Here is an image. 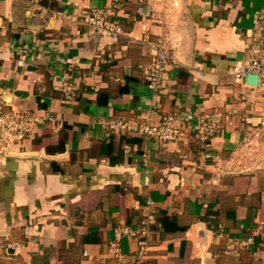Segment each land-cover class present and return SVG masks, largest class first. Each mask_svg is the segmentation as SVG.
Here are the masks:
<instances>
[{
	"label": "crops",
	"instance_id": "crops-1",
	"mask_svg": "<svg viewBox=\"0 0 264 264\" xmlns=\"http://www.w3.org/2000/svg\"><path fill=\"white\" fill-rule=\"evenodd\" d=\"M91 8L112 11L123 34L83 24ZM262 10L264 0H0V102L35 116L24 137L0 131V264H120L114 230L136 227L147 199L156 221L140 264H264V90L232 74L253 56ZM153 45L169 56L155 86ZM214 111L217 133L176 143L107 126L176 112L194 128Z\"/></svg>",
	"mask_w": 264,
	"mask_h": 264
},
{
	"label": "built area",
	"instance_id": "built-area-1",
	"mask_svg": "<svg viewBox=\"0 0 264 264\" xmlns=\"http://www.w3.org/2000/svg\"><path fill=\"white\" fill-rule=\"evenodd\" d=\"M81 22L102 36L118 38L123 34L121 21L109 9L91 8L84 10L81 12ZM151 48L152 61L148 68V79L155 86L162 79L169 56L160 45H153ZM251 48L253 56L249 60L234 66L232 74L237 81L244 82L246 73H256L258 85L247 86H256L264 90V10L254 18ZM56 84L66 99L71 97L74 87L66 76H62ZM5 105V101L0 102V131L14 134L18 138L24 137L34 122L35 116L15 109L5 111ZM191 117V114L183 116L176 112L163 114L158 121L152 117H145L140 121L121 117L108 121L107 126L111 132L142 135L163 144L182 141L193 132L199 137L208 138L222 127V114L218 111L198 116L196 118L197 125L194 128L188 125V120ZM144 207L145 210L136 227L120 226L114 230V238L109 243L110 251L120 264H140L141 258L145 255L147 238L156 221V211L154 203L150 199L145 201ZM124 236L138 239L139 248L135 253L130 254V252L122 251L120 239Z\"/></svg>",
	"mask_w": 264,
	"mask_h": 264
},
{
	"label": "water",
	"instance_id": "water-1",
	"mask_svg": "<svg viewBox=\"0 0 264 264\" xmlns=\"http://www.w3.org/2000/svg\"><path fill=\"white\" fill-rule=\"evenodd\" d=\"M245 83L247 85H258V75L256 73H246Z\"/></svg>",
	"mask_w": 264,
	"mask_h": 264
},
{
	"label": "rangeland",
	"instance_id": "rangeland-1",
	"mask_svg": "<svg viewBox=\"0 0 264 264\" xmlns=\"http://www.w3.org/2000/svg\"><path fill=\"white\" fill-rule=\"evenodd\" d=\"M255 145L256 146L254 148H255V151H256V149H258V147L260 148V140Z\"/></svg>",
	"mask_w": 264,
	"mask_h": 264
}]
</instances>
